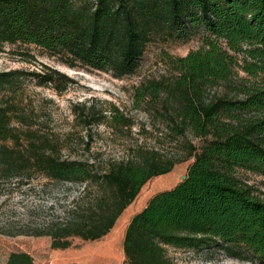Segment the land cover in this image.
Returning a JSON list of instances; mask_svg holds the SVG:
<instances>
[{
  "label": "trees",
  "instance_id": "1",
  "mask_svg": "<svg viewBox=\"0 0 264 264\" xmlns=\"http://www.w3.org/2000/svg\"><path fill=\"white\" fill-rule=\"evenodd\" d=\"M194 36L201 44L186 54L162 53L168 75L135 87V100L160 99L171 130L190 129L202 143L190 145L193 161L184 178L150 197L129 220L125 262L175 264L166 253L171 246L264 264V194L237 174L264 175V0H0V49L4 43L33 45L69 66L117 77L137 71L153 41ZM239 67L246 77L235 81ZM26 77L58 93L73 81L45 65L41 71H0V177L22 181L35 172L95 184L93 202L57 226L52 246L67 247L74 236L99 239L149 179L173 169L175 159L141 149L138 157L104 167L64 157L58 138L27 122L18 102ZM222 84L232 95L209 94ZM108 108L117 125L126 121L114 105ZM104 118L103 111L79 104L75 121L85 134L77 131L76 144L88 151L91 127ZM4 264L36 263L27 252L12 251Z\"/></svg>",
  "mask_w": 264,
  "mask_h": 264
},
{
  "label": "rangeland",
  "instance_id": "2",
  "mask_svg": "<svg viewBox=\"0 0 264 264\" xmlns=\"http://www.w3.org/2000/svg\"><path fill=\"white\" fill-rule=\"evenodd\" d=\"M201 44L194 36L187 40L158 39L150 43L145 56L132 74L117 77L109 71L69 66L56 56L37 47L4 43L0 49V71L23 69L41 71L54 67L73 81L58 93L51 85L38 86L26 77L22 82L18 102L27 122L39 133L58 138L64 157L87 158L104 167L109 161H121L136 156L137 150L157 151L175 159L173 169L149 179L135 199L122 211L113 227L96 240L69 237L67 247H53V233L62 226L77 207L92 203L97 187L93 183L53 181L38 173L29 179L7 180L0 177V264L12 251L30 254L36 264H126L122 242L131 217L140 211L154 194L176 185L193 161L190 145L199 147L202 139L190 129L178 133L171 130L169 112L161 100H135V87L150 78L168 75L162 53L184 55ZM28 49V52L23 51ZM246 77L237 70L234 80ZM232 95L225 84L213 87L210 95ZM1 94V92H0ZM79 104L103 111L105 118L91 127L92 142L87 151L78 141V130L85 134L81 123L75 121ZM114 105L126 120L117 125L108 108ZM111 111V112H110ZM120 126V127H119ZM66 138L68 140H66ZM238 176L264 194V175L238 170ZM175 264H253L224 255L219 250H191L166 247Z\"/></svg>",
  "mask_w": 264,
  "mask_h": 264
},
{
  "label": "water",
  "instance_id": "3",
  "mask_svg": "<svg viewBox=\"0 0 264 264\" xmlns=\"http://www.w3.org/2000/svg\"><path fill=\"white\" fill-rule=\"evenodd\" d=\"M182 178H184V176Z\"/></svg>",
  "mask_w": 264,
  "mask_h": 264
}]
</instances>
